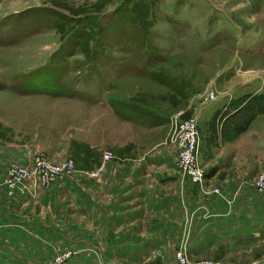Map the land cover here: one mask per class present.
<instances>
[{"label":"rangeland","instance_id":"obj_1","mask_svg":"<svg viewBox=\"0 0 264 264\" xmlns=\"http://www.w3.org/2000/svg\"><path fill=\"white\" fill-rule=\"evenodd\" d=\"M248 92L264 93V0H0V174L18 161L12 153L24 152L27 162L63 147L61 157L74 163L71 173L118 172L124 182L144 178L155 192L152 205L124 214V221L139 217L121 230L127 239L114 236L115 222H107L104 241L96 214L84 224H93L90 229L76 220L67 228L45 222L43 229L34 223L36 203L22 207L25 194L0 189V264H52L66 250L72 251L67 264H175L182 242L192 260L264 264V193L250 185L249 195L233 190L223 201L228 212L212 215L193 195L186 200L185 184L203 197L217 195L207 180L200 188L179 172L167 142L175 122L196 117L205 164L210 145L219 147L221 139L209 141L211 116ZM56 98L68 114L62 122L77 126L75 115L84 114L79 103L103 106L122 121L120 135L89 144L70 128L79 139H67L50 112ZM49 100L47 116L31 112L27 119V110L47 109ZM99 121L113 127L108 118ZM252 128L264 130V114ZM263 155L253 151L248 158ZM134 159L144 164H131ZM150 160L149 175L139 177ZM216 224L225 227H209Z\"/></svg>","mask_w":264,"mask_h":264},{"label":"crops","instance_id":"obj_2","mask_svg":"<svg viewBox=\"0 0 264 264\" xmlns=\"http://www.w3.org/2000/svg\"><path fill=\"white\" fill-rule=\"evenodd\" d=\"M57 99L61 100V98L51 100L53 101V108H55L54 111L49 109L50 107L48 105L51 104V101L49 100L50 102L48 101L45 105L47 109L27 110V119L30 118L29 114L31 112L36 114L37 117H43L47 116L48 110H50L53 117L56 119V128H58V132L66 130L69 132L71 130L70 128L76 129L82 133L80 139L89 144H92L93 141L96 142L101 138L105 141L108 135H120V130H122L123 127L122 121L116 119V117L109 112L107 107L96 105L93 108H90L87 104L75 101L80 104L82 110L84 111V114L77 113L75 115V117L79 115L78 124L75 126L69 121L66 123L62 122L65 118L68 120V114L63 108L56 107L58 104L56 101ZM67 101L76 104L72 100H65L64 102ZM64 102L61 101V103L65 104ZM257 116L250 122L244 131L239 133H230L226 138L222 140L220 139L218 141L219 147L214 146L212 143V145H210V157H208L205 164H202L207 169V187H218L223 196H217L215 198L203 197L196 187V189H194L190 183H186V200L187 197L191 198L190 196L193 195L195 199L203 202L204 206L210 207V211L212 213H216L212 215H217L218 213H221L220 215H225L228 211L225 209L226 206H224L223 201L228 200V194L231 191L241 189V194H244L245 191L248 195L252 193L249 187V181L257 173L259 165L264 160V155L262 158L254 161H249L248 158V154L253 151H257L258 153L264 151V130L260 132L257 129L252 128ZM82 118L90 121V123H92V127L87 128L84 125L82 126ZM99 118H108L109 121L112 122L111 125L113 127L111 129H107V127L102 125V121H99ZM23 119L24 117L21 116L22 122ZM60 128H62L61 131ZM94 128L96 129L94 130ZM71 134L72 132L67 133V139H79L76 138L77 136H73ZM65 154L66 151L62 147L60 154H58V152H54L47 156L62 159ZM62 155L63 157H61ZM10 156L23 163H26L25 161L28 158V156L25 157L24 152L19 154L12 153ZM130 161L131 164H144V162L142 163L140 160L138 161L134 159ZM126 164H128V162L125 164L121 163L120 167H123V165ZM131 164L129 165L131 166ZM153 164L154 161L150 160L147 168L142 169L143 174L139 177L149 175L151 170L149 165ZM140 179V183H130L128 180L124 182L123 177L118 174V172L114 174L111 172H105L97 176H93V174L90 176L84 173H71L62 176L47 189L33 190L32 193H26L23 197L21 196L22 200H20V206H27L30 208L32 205L31 203H36V207L33 208H35V212L37 213L35 218L38 219L42 217L43 213L48 212V216L44 217V221L34 218V223L39 224V227H43V229L46 228V226L43 225L45 222H57L58 227L67 228L66 223L72 221L74 222V220L80 222L83 228L90 229L94 227L93 224L89 223L85 226L84 224H86V221L88 222L87 218L90 214H96V217L92 218V220L97 221L96 228L98 231V238H102L105 241L106 235H109L110 232L108 233L102 230H108L111 228L110 224L108 225L107 222H115L116 231L114 232V236L117 237L120 235L122 238L127 239L128 237H123L121 230L128 227L133 228V225L137 222L139 217H135L130 221H124V214L138 213V210L154 203V199L152 198H154L155 192L146 188L148 183H144V178ZM203 198H206L207 200H204ZM52 216H54V219H52ZM205 219L206 220L204 221L208 223L215 220L213 217ZM216 219L220 221H228V217L224 216H217ZM209 227L223 228L225 226L222 224H216L213 226L209 225ZM98 241L101 242V239Z\"/></svg>","mask_w":264,"mask_h":264},{"label":"built area","instance_id":"obj_3","mask_svg":"<svg viewBox=\"0 0 264 264\" xmlns=\"http://www.w3.org/2000/svg\"><path fill=\"white\" fill-rule=\"evenodd\" d=\"M208 98L215 99L213 92ZM198 120L194 116L175 122L167 134V142L176 152V166L194 185L203 188L207 169L201 164L198 152ZM74 168L70 158L52 159L43 155H35L26 163L9 161L0 174V189H6L18 194L30 193L36 188H48L56 180L68 175ZM99 169V168H98ZM250 186L258 193H264V162L259 165L257 173L249 181ZM208 189V187L206 186ZM210 191L222 197L218 187H210ZM72 256L71 250L56 254L52 264H67ZM175 264H229L219 260H192L187 254L182 242L175 253Z\"/></svg>","mask_w":264,"mask_h":264},{"label":"trees","instance_id":"obj_4","mask_svg":"<svg viewBox=\"0 0 264 264\" xmlns=\"http://www.w3.org/2000/svg\"><path fill=\"white\" fill-rule=\"evenodd\" d=\"M34 90L36 92H45L53 95L59 94L54 89L51 91L48 89ZM258 114H264L263 92H248L240 98L231 101L230 105L215 111L211 116L207 129L209 141L215 143L218 138L224 139L230 133L244 131Z\"/></svg>","mask_w":264,"mask_h":264}]
</instances>
